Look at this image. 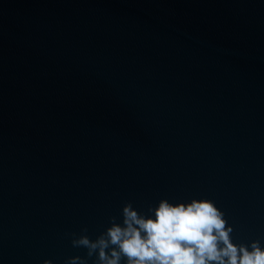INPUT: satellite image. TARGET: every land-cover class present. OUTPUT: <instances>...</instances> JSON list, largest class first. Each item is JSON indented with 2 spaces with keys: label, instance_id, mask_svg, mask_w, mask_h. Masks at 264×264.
<instances>
[{
  "label": "water",
  "instance_id": "obj_1",
  "mask_svg": "<svg viewBox=\"0 0 264 264\" xmlns=\"http://www.w3.org/2000/svg\"><path fill=\"white\" fill-rule=\"evenodd\" d=\"M193 198L264 240V0H0V264Z\"/></svg>",
  "mask_w": 264,
  "mask_h": 264
},
{
  "label": "clouds",
  "instance_id": "obj_2",
  "mask_svg": "<svg viewBox=\"0 0 264 264\" xmlns=\"http://www.w3.org/2000/svg\"><path fill=\"white\" fill-rule=\"evenodd\" d=\"M212 200L191 199L170 203L161 199L147 211L125 203L120 220L90 239L71 235L74 248L86 250L84 258L68 257L63 264H264V240L243 242ZM42 264H52L45 259Z\"/></svg>",
  "mask_w": 264,
  "mask_h": 264
}]
</instances>
